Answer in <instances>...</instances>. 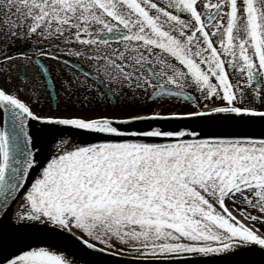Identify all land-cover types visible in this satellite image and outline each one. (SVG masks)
Wrapping results in <instances>:
<instances>
[{"label":"snow or ice","instance_id":"snow-or-ice-1","mask_svg":"<svg viewBox=\"0 0 264 264\" xmlns=\"http://www.w3.org/2000/svg\"><path fill=\"white\" fill-rule=\"evenodd\" d=\"M0 264H264V0H0Z\"/></svg>","mask_w":264,"mask_h":264}]
</instances>
